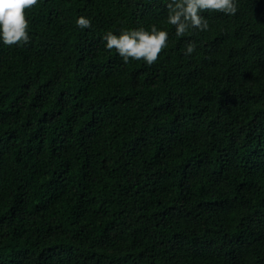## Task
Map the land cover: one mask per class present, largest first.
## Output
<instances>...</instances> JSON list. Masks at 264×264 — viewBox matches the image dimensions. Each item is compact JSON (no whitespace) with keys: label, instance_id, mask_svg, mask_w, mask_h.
<instances>
[{"label":"trees","instance_id":"trees-1","mask_svg":"<svg viewBox=\"0 0 264 264\" xmlns=\"http://www.w3.org/2000/svg\"><path fill=\"white\" fill-rule=\"evenodd\" d=\"M167 3L38 0L0 43V264H264V0L183 37ZM153 24L150 66L104 47Z\"/></svg>","mask_w":264,"mask_h":264},{"label":"clouds","instance_id":"clouds-1","mask_svg":"<svg viewBox=\"0 0 264 264\" xmlns=\"http://www.w3.org/2000/svg\"><path fill=\"white\" fill-rule=\"evenodd\" d=\"M38 0H0V43L17 45L27 43L29 36V20L25 9L36 5ZM166 23L175 26V35L183 37L195 30L208 29V21L203 15L205 10L216 11L226 15L237 12L236 0H168L166 5ZM80 29L91 28V18L80 15L75 20ZM106 49H115L122 60L142 59L152 65L158 59L162 49L168 45L169 32L166 28H158L155 24L150 28L144 26L121 29L118 33L107 31L102 35ZM196 44L189 41L184 47V54L194 52Z\"/></svg>","mask_w":264,"mask_h":264}]
</instances>
